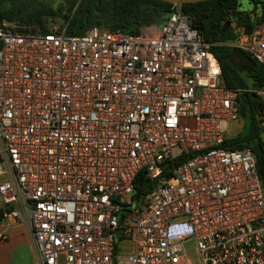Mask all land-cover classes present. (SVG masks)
Segmentation results:
<instances>
[{
    "label": "built area",
    "instance_id": "obj_1",
    "mask_svg": "<svg viewBox=\"0 0 264 264\" xmlns=\"http://www.w3.org/2000/svg\"><path fill=\"white\" fill-rule=\"evenodd\" d=\"M228 27L264 68V9ZM212 44L176 3L138 33L0 21V239L24 226L32 264H264V186L222 125L252 92L264 156V85L224 86Z\"/></svg>",
    "mask_w": 264,
    "mask_h": 264
},
{
    "label": "trees",
    "instance_id": "obj_2",
    "mask_svg": "<svg viewBox=\"0 0 264 264\" xmlns=\"http://www.w3.org/2000/svg\"><path fill=\"white\" fill-rule=\"evenodd\" d=\"M246 1L251 4V8H245L242 0H202L181 4V10L188 15L190 25L204 41L213 43L211 47L221 66L220 80L228 88L264 85L263 66L249 52L224 43L234 38L230 27L222 30L224 21L234 19L242 22L248 31L260 23L264 0ZM170 5V2L163 0H0V21L12 22L19 31L47 32L50 29L49 22L58 18L62 21L59 26H65L66 32L71 34L83 33L93 25L138 33L145 26L164 22ZM235 50L246 60L243 68L234 64ZM254 97L252 92L238 93L240 114L249 117V125L246 131L228 134L224 146H249L255 157L257 174L264 186V156L259 146L260 128L255 117L262 106ZM150 187L151 182L143 172H139L134 180V194L144 195Z\"/></svg>",
    "mask_w": 264,
    "mask_h": 264
},
{
    "label": "crops",
    "instance_id": "obj_3",
    "mask_svg": "<svg viewBox=\"0 0 264 264\" xmlns=\"http://www.w3.org/2000/svg\"><path fill=\"white\" fill-rule=\"evenodd\" d=\"M7 233V239H0V264H32L35 249L24 226L12 224Z\"/></svg>",
    "mask_w": 264,
    "mask_h": 264
},
{
    "label": "rangeland",
    "instance_id": "obj_4",
    "mask_svg": "<svg viewBox=\"0 0 264 264\" xmlns=\"http://www.w3.org/2000/svg\"><path fill=\"white\" fill-rule=\"evenodd\" d=\"M49 1L57 2V0H49ZM242 4L245 8H251V4L248 3L246 0H242ZM61 22L62 21L58 18L53 19V21L49 22L50 28L53 26H59L61 24ZM234 64L239 68H243L246 64L245 58L238 54V50H235V52H234ZM248 87H252V86L249 85ZM222 125L224 126V128H226L228 130L229 135L236 134L240 131H246V129L249 125V117L243 116L242 114L239 113L237 119H234L230 122L223 121ZM0 206H2L1 203H0ZM186 247H187L188 251L190 252V255L192 256V258H195V256H194L195 251H194L192 245L190 243H188Z\"/></svg>",
    "mask_w": 264,
    "mask_h": 264
},
{
    "label": "water",
    "instance_id": "obj_5",
    "mask_svg": "<svg viewBox=\"0 0 264 264\" xmlns=\"http://www.w3.org/2000/svg\"><path fill=\"white\" fill-rule=\"evenodd\" d=\"M163 1H166V2H170V3H176V4H182V3H191V2H198V1H202V0H163ZM229 26V20H226L224 21V24L222 26V30L227 28ZM165 163H163L164 165ZM141 180V179H139ZM3 217V208L0 207V219ZM119 233H120V229H117L116 231V235H115V238L118 239V236H119Z\"/></svg>",
    "mask_w": 264,
    "mask_h": 264
}]
</instances>
